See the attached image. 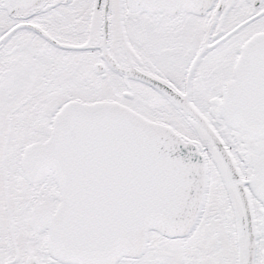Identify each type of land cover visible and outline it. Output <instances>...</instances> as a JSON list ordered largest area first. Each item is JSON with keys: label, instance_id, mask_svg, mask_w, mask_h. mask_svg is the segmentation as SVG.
<instances>
[{"label": "snow or ice", "instance_id": "6c2138e0", "mask_svg": "<svg viewBox=\"0 0 264 264\" xmlns=\"http://www.w3.org/2000/svg\"><path fill=\"white\" fill-rule=\"evenodd\" d=\"M0 264H264V0H0Z\"/></svg>", "mask_w": 264, "mask_h": 264}]
</instances>
